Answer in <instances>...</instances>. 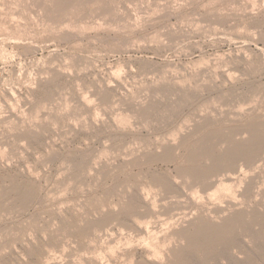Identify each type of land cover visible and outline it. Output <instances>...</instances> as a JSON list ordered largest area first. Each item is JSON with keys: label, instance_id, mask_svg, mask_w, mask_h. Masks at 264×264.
I'll return each instance as SVG.
<instances>
[{"label": "rangeland", "instance_id": "obj_1", "mask_svg": "<svg viewBox=\"0 0 264 264\" xmlns=\"http://www.w3.org/2000/svg\"><path fill=\"white\" fill-rule=\"evenodd\" d=\"M0 264H264V0H0Z\"/></svg>", "mask_w": 264, "mask_h": 264}, {"label": "bare ground", "instance_id": "obj_2", "mask_svg": "<svg viewBox=\"0 0 264 264\" xmlns=\"http://www.w3.org/2000/svg\"><path fill=\"white\" fill-rule=\"evenodd\" d=\"M232 180V176H229V177H226L225 179H220V181L219 182H217L218 184L216 185V190L217 191H229L230 190V188H231V183L229 182V181H231ZM215 190V191H216ZM203 230H205V229H203ZM210 237V236H209ZM159 251V250H158ZM157 251V249H156V251L155 250H153V252L154 253H157L158 252ZM184 259V258H183ZM188 260V259H187Z\"/></svg>", "mask_w": 264, "mask_h": 264}]
</instances>
